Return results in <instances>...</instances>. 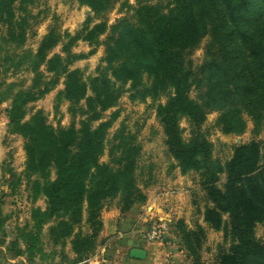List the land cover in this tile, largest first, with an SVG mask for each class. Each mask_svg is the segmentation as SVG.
<instances>
[{"label":"trees","instance_id":"trees-1","mask_svg":"<svg viewBox=\"0 0 264 264\" xmlns=\"http://www.w3.org/2000/svg\"><path fill=\"white\" fill-rule=\"evenodd\" d=\"M76 1L93 16L74 34L50 29L36 52H23L16 66L28 63L34 76L28 90L10 96L5 111L7 132L23 139V176L32 201L43 199L45 207L31 210V225L19 236L24 249H15L12 257L25 254L34 263L40 254L44 261L41 237L46 226L49 242L60 247L62 261L58 264L83 263L96 249L103 227L101 212L107 202L116 200L123 214L146 202L143 190L148 185L140 188L136 175L140 146L124 129L107 141L116 115L103 120L104 112L116 106L128 86L131 101L170 94L165 104L156 107L168 152L182 175H200L208 202L202 223L221 231L229 243L227 249L219 250L214 264H264V230L260 239L255 236L256 226H264V152L260 143L251 140L235 145L230 159L221 164L212 158V144L201 130L212 112L217 113L216 126L225 135L243 134L244 117L252 123L254 135L264 126V0L144 2L133 9L132 19L122 17L111 25L103 17L115 0ZM34 2L0 0V24L7 30L4 43H15V49L23 45L28 6ZM16 4L24 15H16ZM205 38L204 61L193 69L187 57ZM78 41L92 49L87 54L73 53ZM100 44L104 46L103 66L97 68L96 76L84 78L78 69L69 68L93 55ZM57 45L60 52L48 57V51ZM41 66L51 74L48 79ZM60 80L63 88L56 100L69 104L70 125L53 127L40 110L25 120L26 105L48 94ZM192 90L197 92L196 98L190 97ZM4 99L0 98V104ZM78 109L81 118L75 121ZM183 118L191 126L188 140L182 137L179 125ZM107 144L109 161L100 162ZM7 172L11 178L17 177L11 169ZM221 174L226 176L222 189L217 186ZM14 185L16 182L11 187ZM2 225L0 219V230ZM171 228L193 264H201L205 229L201 225L189 228L183 219ZM12 245L17 248L16 241ZM67 247L74 255L71 259L63 252Z\"/></svg>","mask_w":264,"mask_h":264},{"label":"rangeland","instance_id":"rangeland-1","mask_svg":"<svg viewBox=\"0 0 264 264\" xmlns=\"http://www.w3.org/2000/svg\"><path fill=\"white\" fill-rule=\"evenodd\" d=\"M169 1L171 0H115L113 8L104 14L103 19L107 21L108 25H111L122 17L132 19L133 9L140 3L156 4L160 2L166 4ZM15 13L16 15H24L23 12L19 11L18 4L15 5ZM27 15L29 25L25 27V41L19 49H15V43L13 42L4 43L2 39L7 38V30L5 25L0 24V98L5 97L0 104V153H5L4 161L0 165V219L3 220L0 230V264H58L62 261L59 253L60 247H53L49 242L46 226L41 237V250L46 258L44 261L40 260V254H36L34 257V263L30 262L25 254L16 258L12 257L15 249H24L19 236L27 224L31 225V210L36 207L43 209L45 203L43 199L32 201L30 197V189L23 176L25 165L24 141L20 136L7 132L6 124L8 120L5 111L10 107V96L19 90H28L32 84L34 75L27 69L28 63L24 62L21 66L16 67L21 60L22 53H35L42 38L52 28H55L59 33L74 34L88 17L93 16V13L88 7L79 5L76 0H35L33 5L28 6ZM93 22H95V19H93ZM92 24L91 22L90 25ZM103 41L104 36H101L100 42ZM207 41L208 38L203 39L200 45L187 57L193 69L203 63ZM91 49L92 47L86 42L78 41L72 47V52L87 54ZM59 52L60 45H57L48 51V57ZM103 56L104 46L100 44L93 55L75 61L69 68L71 70L78 69L84 78L96 76L97 68L103 66ZM44 69V66L40 67L45 79H48L51 74L45 72ZM62 88V80H60L48 94L37 101L28 103L26 105L27 115L25 120L29 119L35 111L40 110L51 126L68 127L72 120V116L68 111L69 104L64 101L58 103L56 100V95ZM127 88L128 86L124 87L116 106L103 114V120H108L116 115L112 126L108 130L107 141H111L120 129H124L125 134L132 135L135 143L140 146L136 171L137 184L140 188L147 184L148 187L144 188V193L154 198H160L163 205H172L178 208V213L174 214V218L170 221L155 214L146 217L144 221L146 228L142 232L143 235L148 230L150 219L161 218L168 225L165 233L169 237L165 242L151 241L145 238L149 242L147 248L155 260V264H193V259L187 255L169 223L172 221L173 225L178 219H183L189 228L201 225L205 229L206 234L201 246L199 261L201 264H214L219 250L227 249L229 243L224 241L221 231H213L202 223V212L208 202L201 186L200 175L195 172L182 175L176 166V162L168 152L162 125L156 117V107L159 104H165L170 94H164L156 100L147 98L144 102L131 101ZM196 96L197 92L192 90L190 97L196 98ZM83 106V102L78 105L79 108ZM75 115V121H78L81 118L79 109L76 110ZM216 118V112L209 113L205 122L201 125L202 132L212 144L213 159L224 164L232 156L235 145L246 144L251 140L259 142L261 150L264 152V126L257 135H254L252 133V123L247 117H244L246 129L243 134L239 136L225 135L216 126ZM3 121H6L4 126L2 125ZM179 125L182 129V137L184 140H188L191 131L189 122L183 118L180 120ZM237 139L240 141L238 142ZM106 147L100 162L109 161V144ZM7 169H11L17 177L15 179L11 178ZM53 177L54 175L51 174V178ZM225 179V174L219 176L217 186L220 189H222ZM15 182L16 185L11 187ZM107 203L117 206L116 200ZM166 209H169V207ZM263 230L264 226H256L255 236L258 239L262 237ZM83 231L85 232L86 229L84 228ZM15 241L17 248L12 245ZM127 249L125 248L123 251L124 254ZM63 252L70 259L74 257L71 256L68 247ZM87 262L88 259L81 264H87ZM65 263L67 264V261Z\"/></svg>","mask_w":264,"mask_h":264},{"label":"crops","instance_id":"crops-1","mask_svg":"<svg viewBox=\"0 0 264 264\" xmlns=\"http://www.w3.org/2000/svg\"><path fill=\"white\" fill-rule=\"evenodd\" d=\"M5 124L6 121H3L2 125ZM4 155L5 153H0V165L4 161ZM145 195L146 202L144 204L134 205L124 214L119 211L115 204L109 205L107 203L104 205L101 212L103 227L97 237L96 249L89 256L87 264H155V260L147 248L149 242L145 240L142 234L146 228L144 221L146 217L154 214L170 221L174 218L173 215L178 213V208L172 205H163L160 198H154L147 193ZM168 207L169 209H166ZM169 223L172 225V221ZM166 237L169 238L168 235ZM130 240L133 242L134 247L146 251L147 254L144 260H134L128 257L130 248L127 243ZM125 248L128 249L124 254ZM71 256L74 255L71 253Z\"/></svg>","mask_w":264,"mask_h":264},{"label":"built area","instance_id":"built-area-1","mask_svg":"<svg viewBox=\"0 0 264 264\" xmlns=\"http://www.w3.org/2000/svg\"><path fill=\"white\" fill-rule=\"evenodd\" d=\"M148 230L144 235V238L151 241H160L165 242L166 237V230L168 225L166 221L161 218L157 219H150L149 220Z\"/></svg>","mask_w":264,"mask_h":264},{"label":"water","instance_id":"water-1","mask_svg":"<svg viewBox=\"0 0 264 264\" xmlns=\"http://www.w3.org/2000/svg\"><path fill=\"white\" fill-rule=\"evenodd\" d=\"M238 142L240 141L237 139ZM127 245L129 246L128 257L134 260H144L146 258V251L143 249H139L133 246V242L130 240L128 241Z\"/></svg>","mask_w":264,"mask_h":264}]
</instances>
